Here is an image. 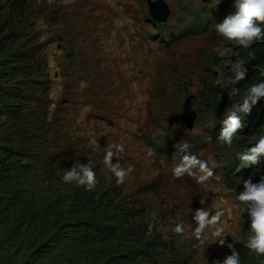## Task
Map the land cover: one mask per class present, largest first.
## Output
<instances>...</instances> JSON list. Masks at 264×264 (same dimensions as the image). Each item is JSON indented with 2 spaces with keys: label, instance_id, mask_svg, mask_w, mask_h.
Here are the masks:
<instances>
[{
  "label": "rangeland",
  "instance_id": "obj_1",
  "mask_svg": "<svg viewBox=\"0 0 264 264\" xmlns=\"http://www.w3.org/2000/svg\"><path fill=\"white\" fill-rule=\"evenodd\" d=\"M8 1L0 0V7ZM29 1L35 10L32 19L38 36L33 47L39 50L38 67L47 88L46 123L51 122L52 135L55 123L60 127L59 134L66 136L69 145L59 149L70 152L72 167L90 164L96 173V187L116 188L124 196L122 199L129 197L127 201L137 202L165 242L179 236L193 243L196 250L190 264H223L230 249L216 242L219 238L213 235L212 226L197 239L194 215L200 208L211 215L219 211L217 227L228 234L226 244L234 245L244 231L246 214L237 200L240 187L231 180L226 183L219 173L222 156L217 149L228 145L219 139L212 141L207 132L217 136L225 120L216 121V115L207 112L203 104V87L227 84L229 70L236 64L244 66L241 46L225 39L215 27L234 13L235 0ZM156 1L167 6L169 37H160L148 23L149 2ZM217 9L221 15L214 14ZM192 13L198 29L205 32L184 30ZM203 16L209 19L206 26ZM176 84L177 91L173 90ZM189 97L195 120L192 129L187 130L180 117ZM22 107L36 109L34 103L28 102H23ZM238 115L243 135L237 134L231 146L252 139L253 129L247 121L253 118V108L248 115ZM31 120L38 127L37 113ZM171 133L176 145L186 143L189 148L175 151L168 146L165 155L146 145L157 144L155 141ZM121 145L122 152L118 151ZM109 151L115 154L113 163L130 169L123 183L117 182L104 163ZM186 154L208 162L214 174L207 182L173 175V166ZM21 162L29 165L27 160ZM51 173L33 165L24 175L33 178L38 189L61 188L64 182L55 180ZM177 225H182V234L174 231ZM76 234L63 231L59 244L70 242ZM128 264L145 263L131 260Z\"/></svg>",
  "mask_w": 264,
  "mask_h": 264
},
{
  "label": "trees",
  "instance_id": "obj_2",
  "mask_svg": "<svg viewBox=\"0 0 264 264\" xmlns=\"http://www.w3.org/2000/svg\"><path fill=\"white\" fill-rule=\"evenodd\" d=\"M34 13L29 0H10L0 7V264H128L131 260H143L145 264H190L195 255L194 244L179 236L165 242L138 203L127 201L129 197L122 199L124 196L116 188L95 187L88 191L64 182L59 189L45 190L43 186L38 189L33 178L24 175L38 165L63 182V175L73 164L70 152L59 149L69 145L66 136L59 134L60 127L55 123L52 135V124L46 123L47 88L38 67L39 50L33 47L38 40ZM218 13L222 14L217 9L214 14ZM204 17L206 26L209 19ZM195 20L194 13L188 15L184 30L205 32L198 29ZM148 23L159 31L160 37L171 36L166 23H153L149 18ZM240 48L241 62L247 69L245 79L230 84L231 68L225 81L228 85L203 87V104L207 112L216 115V121L225 120L226 113L242 103L253 84L264 82V40ZM233 87L239 88V94L230 96ZM178 89L179 84L173 86V90ZM23 102L34 103L36 109L22 107ZM252 108L253 118L247 121L253 129L252 139L217 149L222 156L219 173L226 183H237L239 193L244 191L245 180L251 179L253 184L264 181V155L258 163L245 167L238 156L264 136V98ZM35 113L38 127L31 120ZM207 132L212 141H217L221 134L211 136ZM171 134L162 136L155 141L157 144L146 145L165 155L168 146L181 151ZM238 134L243 135L241 129ZM245 214L244 231L234 247L240 254V264H260L264 256H257L244 246L251 228L250 215L247 211ZM69 230L77 234L70 242L59 244L60 234ZM97 246H101L100 252Z\"/></svg>",
  "mask_w": 264,
  "mask_h": 264
},
{
  "label": "clouds",
  "instance_id": "obj_3",
  "mask_svg": "<svg viewBox=\"0 0 264 264\" xmlns=\"http://www.w3.org/2000/svg\"><path fill=\"white\" fill-rule=\"evenodd\" d=\"M234 8V13L229 14L223 22L216 24V31L225 39L233 41L244 48H249L255 42L264 40V27L261 26L264 25V0H235ZM232 72L233 77L229 83L236 85L245 79L247 69L236 64L233 66ZM237 94H239V88H231L229 95ZM261 98H264V82L253 84L245 93L242 103L237 104L234 110L226 114L227 118L218 139L231 146L238 130L243 127L238 113L250 114L253 105L257 104ZM177 147L181 151H185L189 148V145L185 143L177 145ZM123 150V146H119L118 151L122 152ZM114 155L113 152L109 151L104 157V163L116 176L117 182L123 183L130 169L125 170L119 163H113ZM262 155H264V136L260 137L254 146L238 154L243 166L258 163L259 157ZM172 172L176 178H183L188 175L197 180L198 183L207 182L214 174L208 162L199 159L194 154L182 156L179 162L173 166ZM62 180L65 183H73L78 187H84L88 191L93 190L97 184L96 173L90 164L86 163H81L78 166L74 165L65 172ZM243 184L244 191L238 194L237 200L243 205L244 212L247 211L251 218V228L244 246L257 256H264V181L253 184L251 179H248L243 181ZM220 219L221 213L219 211L215 215H211L203 208L197 209L194 215L197 224L194 235L197 239H201L206 228L209 226L214 227L213 235L219 238L216 242L220 246L226 245L231 250V255L223 260V264H240L239 252L232 243L226 244L225 237L228 234H224L223 229L217 227ZM174 231L177 234H182L184 229L182 225H177ZM215 264H220V261H216Z\"/></svg>",
  "mask_w": 264,
  "mask_h": 264
},
{
  "label": "water",
  "instance_id": "obj_4",
  "mask_svg": "<svg viewBox=\"0 0 264 264\" xmlns=\"http://www.w3.org/2000/svg\"><path fill=\"white\" fill-rule=\"evenodd\" d=\"M149 16L151 22L165 23L168 16L167 6L162 1L149 2ZM192 104L191 98L189 97L184 101L182 106L180 118L187 130L192 129L195 120V112L192 109Z\"/></svg>",
  "mask_w": 264,
  "mask_h": 264
}]
</instances>
